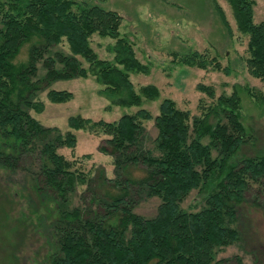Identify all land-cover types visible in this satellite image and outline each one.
<instances>
[{"label":"trees","instance_id":"obj_1","mask_svg":"<svg viewBox=\"0 0 264 264\" xmlns=\"http://www.w3.org/2000/svg\"><path fill=\"white\" fill-rule=\"evenodd\" d=\"M227 1L237 28L250 36L249 65L254 74L264 78V21H254L253 0ZM213 3L232 33L224 8L218 0ZM122 20L118 10L90 0H0V130L4 137L14 136L19 152L30 143H43L42 151L51 162L43 167L50 184L59 187L62 196L67 188H74L80 172L73 168L74 161L59 153L57 147L75 146L76 133L72 129L62 133L56 127L45 126L27 111L31 107L30 97L38 88L31 75L36 72L41 54L65 37L71 54L56 55L62 67L59 70L49 66L48 82L91 72L106 86L114 104L141 105L144 96L158 97L157 85L147 84L137 90L130 78L131 71L148 72L149 66L137 57L133 43L121 35ZM95 33L116 39L110 47L114 60L98 56L90 42ZM26 43H31L29 59L18 63L15 60ZM78 56L89 62L88 69L81 65ZM195 59L190 54L184 57V61L198 65L199 59ZM201 60L199 65L205 67L204 59ZM216 66L221 67L220 63ZM48 95L52 101L65 102L72 92L53 88ZM239 103L237 94L221 95L219 104L227 119L213 126L207 113L192 119L189 110L164 98L155 117L159 155L142 149L134 155V159L145 156L152 166L143 182L151 194L161 199L157 214L146 218L135 213L126 200V192L111 198L104 216L99 213L91 217L80 209L66 212L59 221L61 232L51 263L213 264L216 249L239 235L227 222L235 214L232 200L243 197L248 177H264V153L239 156L247 133ZM151 116L148 110L140 108L114 121L71 116L69 123L74 129L89 126L94 132L107 134L106 140L114 152L124 154L140 143L141 119ZM51 134L54 137L48 140ZM207 135L210 140L203 142ZM6 157L0 144V162H7ZM19 158L14 156L6 164L14 167ZM194 189L203 194L205 204L199 210H188L182 203Z\"/></svg>","mask_w":264,"mask_h":264},{"label":"rangeland","instance_id":"obj_2","mask_svg":"<svg viewBox=\"0 0 264 264\" xmlns=\"http://www.w3.org/2000/svg\"><path fill=\"white\" fill-rule=\"evenodd\" d=\"M253 1L254 21H264V0ZM90 2H100L105 8L122 14L121 35L133 43L137 57L149 66L148 72L131 71L130 78L137 90L147 84L157 85L159 96H144L141 105L114 104L106 86L91 72L87 76L72 75L48 82L49 66L52 64L59 70L62 67L56 55L71 54L65 37L41 54L35 65L36 72L31 75L38 88L30 97L31 107L27 111L45 126L56 127L62 133L68 129L76 133L75 146L59 145L57 151L74 161L73 168L80 172V177L74 188H67L62 196L60 188L50 184L43 167L44 163L51 164L42 151L43 143L34 146L30 143L19 152L15 149L14 136L4 137L0 130V144L7 162L14 156L20 157L14 167L6 161L0 162V264H52L61 232L59 226H62L59 221L64 213L80 209L91 217L99 213L104 216L108 210L106 204L124 192L135 213L146 218L157 214L161 199L151 194L143 182L152 166L145 156L134 159V155L140 149L159 155L155 117L166 97L173 99L178 107L189 110L192 119L207 113L214 126L227 119L219 97L239 95L241 118L247 128L239 156L264 153V78L254 74L249 65L250 36L237 28L227 0L218 2L226 12L232 33L221 21L213 0ZM115 40L95 33L90 42L100 58L114 60L110 47ZM30 46L31 43L23 46L16 62L28 61ZM194 51L200 54L195 55ZM187 54L199 59L200 64L204 59L206 66L201 67L199 60L198 65L184 61ZM50 58H54L53 62ZM78 58L88 69L89 62L82 56ZM53 88L69 90L72 97L65 102L52 101L48 92ZM140 108L148 110L152 116L141 119L140 143L124 154L114 152L106 140L107 134L94 132L89 126L74 129L69 123L71 116L114 121ZM191 133L194 137L193 131ZM53 134L48 140H52ZM202 140L208 142L210 136ZM248 181L243 197L232 200L235 214L227 219L239 235L216 249L213 264H264V177H248ZM182 204L188 210H199L205 204L203 194L194 189Z\"/></svg>","mask_w":264,"mask_h":264}]
</instances>
